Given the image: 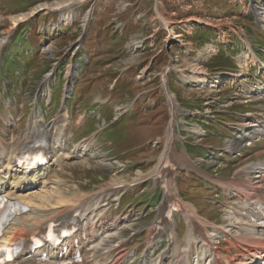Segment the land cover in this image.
Wrapping results in <instances>:
<instances>
[{"label":"rangeland","instance_id":"1","mask_svg":"<svg viewBox=\"0 0 264 264\" xmlns=\"http://www.w3.org/2000/svg\"><path fill=\"white\" fill-rule=\"evenodd\" d=\"M68 4L62 7L63 10H69L68 16L64 17L62 9L57 6ZM261 15H264V6L260 0H0V37L11 32L14 35L0 57V136L6 142L16 140L35 111L46 117L48 126L53 127L51 122L55 113L52 107L61 105L62 81L59 79L58 85L53 88L52 107L43 108L47 111L36 104L38 82L41 75L51 68L55 58L63 56V49L78 40L83 32L84 19L86 21L92 16L81 40L83 47L92 48V59L81 80L78 77L71 81L70 88L76 85L72 102L75 103L83 91L94 86L96 92H110L113 89V95H127L125 103L133 102L130 98L132 95L143 94L138 99L143 111L135 107L131 114L126 113L127 117L111 124L100 135L103 140L93 143V156L91 152L88 154L90 156L66 160L53 169L49 181L60 178V189L72 196L95 194L103 199L108 198L109 205L100 207L98 218L111 224L114 231L120 232L115 244H124L129 252L124 264H150L157 262L162 255H166L163 264H170L175 252L169 238L149 235L157 211L147 205L156 204L160 191H154L153 196L156 197L150 201L148 194L138 195L141 188L114 190L117 184L113 186L111 183L129 182L137 176L138 170L149 171L161 158V147L155 144L146 145L141 151L128 152L148 140L156 139L163 132L161 123L164 116L157 113L166 99L160 75L166 78V67L171 63L170 66L178 70H173V75L169 76L172 92L181 94L179 100L186 101L183 105L200 109L195 115L188 116L185 133L182 131L183 126H180L182 138L179 137L175 142L177 158L181 159L183 144L194 141L193 153L190 155L198 164L187 174L181 170L178 175V180L183 181V184L178 188L180 195L177 193V198L182 197L183 206L175 212L174 217L180 233V244L184 246L186 243V213L194 205L198 216L207 219L210 224L228 227L231 219L240 222L236 230L233 229L234 235L237 230L240 233L235 237L239 244L233 246L227 237L222 236L218 244L221 250L219 257L223 261L227 257L235 259L241 256L247 259L243 238L246 230L239 229L243 228L241 221L251 220L258 224L264 221L250 217L244 209L247 207L245 201L233 197V191L228 192V187L218 186L233 179L247 180V175L241 169L264 161V136L259 135L250 141L243 139L246 138L249 124L245 119H260L264 115V96L256 92L259 85H264V29ZM20 16L27 17L19 21L18 25L28 30V40H25L23 31L18 32V28L13 27L14 21ZM48 24L50 31L46 29ZM59 26L62 31L57 29ZM114 37L119 40L114 41ZM40 39L42 44L48 43L49 49L43 56L34 53L28 56L31 49L37 52L41 45ZM206 43L217 46L214 54L208 57L201 55V47ZM127 46H130V52L125 51ZM64 61V58L61 59L60 64L66 65ZM128 66L130 68L125 69ZM22 68L24 70H18L17 74H7L8 71L15 72ZM203 70L208 75L204 85L200 82L201 78H194L199 77L196 73ZM7 79L13 86L9 88L12 92L7 89L10 86ZM213 84L216 86L213 87ZM166 86L167 83H164L165 89ZM248 95L251 97L246 98ZM103 109L104 113L110 111L107 113L110 119V105ZM75 111L76 108L73 115ZM155 112L158 117H152ZM7 115L13 117L9 118V122L4 120ZM230 119L233 123L228 125ZM94 124L95 120L87 124L86 134L93 131ZM70 133L76 136L78 132L67 131V134ZM104 140L112 142L114 153H108L110 148L107 144L99 148ZM232 140H241L236 153L228 149ZM119 152H122L117 155L119 159L128 161L126 170L109 166V158ZM85 158L90 161L89 164L85 163ZM255 176L252 172L249 178L254 181ZM149 182L143 185L149 187ZM171 185L168 184V187L175 192L174 184ZM110 192L113 194L109 195ZM122 192L127 195L121 197ZM119 196L121 206L113 200ZM262 197L264 199V190ZM129 203H142L138 209L140 213L130 212L129 209L133 207L127 208ZM153 237L156 244L150 247L148 243ZM202 251V246L193 241L190 264L198 263L195 254Z\"/></svg>","mask_w":264,"mask_h":264},{"label":"bare ground","instance_id":"2","mask_svg":"<svg viewBox=\"0 0 264 264\" xmlns=\"http://www.w3.org/2000/svg\"><path fill=\"white\" fill-rule=\"evenodd\" d=\"M260 2L261 5L264 6V0H260ZM69 5L70 4L57 6V8L62 9V14L65 15L64 17L68 16L67 13H69V10H63V8ZM26 18L27 17L20 16L14 21L13 27H17L18 22L26 20ZM89 20L90 16L85 21L86 26ZM260 21L264 28V15H261ZM7 41L8 33L0 40V55ZM200 72L196 74L199 75ZM194 78L198 79L201 77L199 75V77L194 76ZM201 79V82L205 81L203 80L204 78ZM246 92L249 93V91ZM256 92L264 95V85L260 86ZM171 102L174 110H178V107H175L176 104L173 97H171ZM67 115V112L61 114L63 118ZM7 116L8 117L5 119L6 121H8L9 118H13L10 115ZM174 124L175 119L173 118L169 133L166 137L168 147L171 145L172 139H175V136L173 138ZM262 132H264V120L249 121L246 138H242L249 141ZM37 137H49L52 139L51 156L45 166L39 170L28 173L24 166L16 167V163L19 154L22 153L24 149H34L31 148V143L34 138ZM67 141L68 139L62 130H55L53 132L48 129L44 117L37 112L32 114L27 127L16 140L12 142H6L3 139L0 140V182L3 185V193L22 201L30 207L28 213L13 219L7 227L5 235L0 241V245L23 244L26 246L13 264H61L62 262L70 260L73 254L78 250L83 256V264H124L129 256V252L124 247V244L120 246L115 244L116 240L119 239L120 232L114 231L111 224L102 218H98L100 207L106 205L103 203V200L95 194H82L83 196L69 195L67 192L60 189V183L62 182L60 178L59 180L49 181V176L53 169L60 165L61 162H65V160L68 159L79 158L83 156V154L86 155L92 152V146L88 143L82 145L75 143L73 147L67 148ZM240 142L241 140L230 141L228 149L236 153V150L240 147ZM168 155L169 154H167V156ZM91 156H93V153ZM85 160L86 159H84V161ZM166 160L169 159L167 158ZM88 161L89 160H86L85 163L89 164L90 161ZM164 162L154 167L147 174H144L142 171L138 172V176L140 177L134 179L132 183L115 181L111 184L113 186L117 184L115 189L118 190L128 185H139L147 178H153L159 182L161 181L163 171H166L165 168L171 164L170 162L164 164ZM83 165L85 164L83 163ZM242 171L247 175V180L245 178H243L244 180L233 179L229 183H219L220 187L222 185L223 187L233 188L236 191L234 193L235 198L241 199L247 203V207L244 209L249 216L264 221V199L262 197L264 190V161L249 165L243 168ZM252 172L256 174L254 181L249 178ZM152 173H154V176H152ZM173 182L175 183V181ZM165 191L168 196L170 193L169 188L165 187ZM177 202L181 203L180 201ZM173 205L174 199L171 201V206ZM186 217L188 229L184 246L180 244L181 241L179 234H177L175 221H165L164 223L162 232L170 238L175 252L174 259L170 264H190V248H192L193 241L198 245L201 244L204 248V251L195 254V258L198 259L197 264H224L219 257L221 254L220 247L216 245L213 240L225 236L230 240L233 246L236 244L238 245L239 241L235 237L240 233L237 230V234L234 235L235 231L233 229L237 228L240 222L231 219L229 224L230 227L228 226L229 228L226 226L211 225L213 229L208 234H205L204 231L207 230L205 225L207 226L210 224L204 221L205 219L203 220L197 217V211L194 207L188 208ZM59 220L65 223L72 220L77 221L79 226L78 231L65 242V244L69 246L67 252H62V246H49L47 249L49 259L42 261L39 257L44 249H38L33 253L30 252V239L46 230L52 222ZM115 225L117 226V224ZM241 225L243 228L239 227V229L246 230L243 237L245 243L244 254L248 255L247 259H249V262L241 256L235 259L227 257L226 264H264V222L258 224L251 220H249V222H244L242 220ZM150 234L149 232V235ZM76 239H78L77 244ZM148 244H150V247H153L156 243L151 239ZM260 254H262V258H260L261 261L259 262L256 257ZM165 256L166 255L160 256L157 262L150 264H163V261L166 259ZM143 264L146 263L144 262Z\"/></svg>","mask_w":264,"mask_h":264},{"label":"crops","instance_id":"3","mask_svg":"<svg viewBox=\"0 0 264 264\" xmlns=\"http://www.w3.org/2000/svg\"><path fill=\"white\" fill-rule=\"evenodd\" d=\"M131 96V95H130ZM132 97V96H131ZM130 97V98H131ZM128 98V97H127ZM124 100H126L125 99V97H124ZM184 102H186L185 100H183ZM162 104H165L164 102L162 103ZM92 106V105H91ZM93 107V106H92ZM163 108H160V110L157 112V113H160V115H162V116H164V118L162 119V123H161V125L163 126V132H162V134L159 136V137H157V138H161L162 137V135H163V133H164V131H165V126H166V124H167V121H166V119H167V108H164V106H162ZM154 115L156 114V112L155 113H153ZM156 115H158V114H156ZM158 117V116H157ZM143 146V145H142ZM142 146H140V147H136V148H134V149H132V150H130L128 153H130V152H135V151H137V150H140L141 151V148H142ZM193 149H194V146H188V150H189V152L190 153H193ZM203 150V149H202ZM119 153H121V152H119ZM184 154V151H182L181 152V155H183ZM188 158H189V160H191L192 161V158H191V155H189L188 156ZM189 160H186V162H185V164H187L188 166L185 168L186 170H189V169H192V163L189 161ZM184 173V172H183Z\"/></svg>","mask_w":264,"mask_h":264},{"label":"trees","instance_id":"4","mask_svg":"<svg viewBox=\"0 0 264 264\" xmlns=\"http://www.w3.org/2000/svg\"><path fill=\"white\" fill-rule=\"evenodd\" d=\"M115 40H119V39H118L117 37H114V41H115ZM116 43H117V42H116Z\"/></svg>","mask_w":264,"mask_h":264}]
</instances>
